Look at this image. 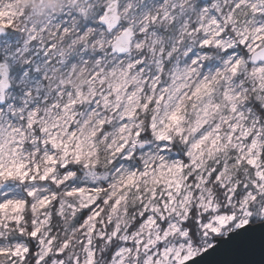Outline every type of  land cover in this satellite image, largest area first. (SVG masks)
<instances>
[{"label": "snow or ice", "instance_id": "1", "mask_svg": "<svg viewBox=\"0 0 264 264\" xmlns=\"http://www.w3.org/2000/svg\"><path fill=\"white\" fill-rule=\"evenodd\" d=\"M0 264H264V0H0Z\"/></svg>", "mask_w": 264, "mask_h": 264}, {"label": "rangeland", "instance_id": "2", "mask_svg": "<svg viewBox=\"0 0 264 264\" xmlns=\"http://www.w3.org/2000/svg\"><path fill=\"white\" fill-rule=\"evenodd\" d=\"M37 2L38 0H14L15 5L19 8H23L25 5H34ZM29 15H31V13H29ZM77 79H79V77Z\"/></svg>", "mask_w": 264, "mask_h": 264}, {"label": "clouds", "instance_id": "3", "mask_svg": "<svg viewBox=\"0 0 264 264\" xmlns=\"http://www.w3.org/2000/svg\"><path fill=\"white\" fill-rule=\"evenodd\" d=\"M56 0H49V3H55Z\"/></svg>", "mask_w": 264, "mask_h": 264}]
</instances>
